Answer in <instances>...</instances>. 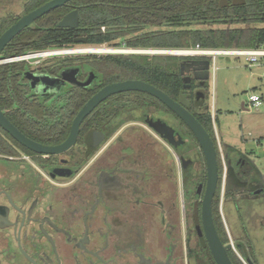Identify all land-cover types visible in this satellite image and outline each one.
Wrapping results in <instances>:
<instances>
[{"label": "flooded vegetation", "instance_id": "flooded-vegetation-1", "mask_svg": "<svg viewBox=\"0 0 264 264\" xmlns=\"http://www.w3.org/2000/svg\"><path fill=\"white\" fill-rule=\"evenodd\" d=\"M50 1L0 0V38ZM82 2L36 17L0 50L3 114L42 145L75 138L60 152L37 153L0 126V264H217L202 220L206 162L190 129L139 91L109 95L77 123L104 87L148 82L118 60L125 49L77 55L78 44H86L79 39H88L80 13L92 5ZM74 11L77 26L60 27ZM182 61L190 87L181 104L198 118L209 108L211 59ZM216 146V231L233 264H264V175L244 151ZM223 179L222 197L233 205L226 216L218 194Z\"/></svg>", "mask_w": 264, "mask_h": 264}, {"label": "trees", "instance_id": "trees-1", "mask_svg": "<svg viewBox=\"0 0 264 264\" xmlns=\"http://www.w3.org/2000/svg\"><path fill=\"white\" fill-rule=\"evenodd\" d=\"M82 3L92 4L80 13V27L86 32V45L90 47H264V0H83ZM215 24L231 26L212 28ZM151 58V63H144L150 59L144 56H132L131 63L125 56L118 60H124L120 63L126 69H140L143 79L181 103L185 94L180 74L183 57L153 55ZM158 104L171 111L159 100ZM198 119L215 136L209 110L201 111Z\"/></svg>", "mask_w": 264, "mask_h": 264}, {"label": "rangeland", "instance_id": "rangeland-1", "mask_svg": "<svg viewBox=\"0 0 264 264\" xmlns=\"http://www.w3.org/2000/svg\"><path fill=\"white\" fill-rule=\"evenodd\" d=\"M217 22H220L218 20ZM224 24H215L212 28H226ZM238 27L233 25L232 27ZM206 27V26H205ZM203 26H193V28H205ZM148 30H154L152 27H147ZM124 42V40H123ZM85 48H118L121 50H130L122 56H144L150 58L153 55H178L172 51L187 50L192 47L172 49V48H153V47H90L86 44H78L77 50ZM195 48V47H194ZM201 48V47H200ZM254 47L243 48H219L208 50H238V49H253ZM207 49V48H204ZM92 53L78 52L77 55L85 56ZM93 54H110V53H93ZM117 54V53H111ZM185 56V55H184ZM261 95L262 104L255 108L249 103L251 93ZM182 99L184 97L182 96ZM181 99V100H182ZM242 102L245 106L243 109ZM209 112L212 116L215 114L213 122L214 134L220 147L223 144L244 151L255 162L264 175V66H249L245 63V59L240 56L231 54L220 55L216 60V69L212 70L210 80V90L208 97ZM222 162L224 165V159ZM225 173V166H223ZM224 189V179L220 185L219 193L220 211L223 216H226L232 210L230 199L222 197ZM226 214V215H225ZM259 264H262L259 261Z\"/></svg>", "mask_w": 264, "mask_h": 264}, {"label": "water", "instance_id": "water-1", "mask_svg": "<svg viewBox=\"0 0 264 264\" xmlns=\"http://www.w3.org/2000/svg\"><path fill=\"white\" fill-rule=\"evenodd\" d=\"M69 0H52L46 3L41 8L29 14L27 17L22 19L20 22L11 27L1 38H0V50L12 39V37L26 25H28L33 19L42 15L43 13L53 9L57 6H60ZM78 21V12L74 11L66 16L60 23V27H70L77 26ZM78 42H87V38L79 39ZM182 57H186L182 55ZM204 57V56H200ZM212 70H213V60ZM185 61H182L180 64V74L183 76L182 82L184 84V88H189V79L184 76L185 74ZM199 71L201 68L198 69ZM201 79V78H200ZM205 79V78H203ZM124 91H139L148 93L154 97H156L162 104H164L169 110H171L177 118H179L193 133L195 138L197 139L199 146L203 152L205 162H206V170H207V182L206 188L204 192L203 204H202V220H203V228L205 231V235L208 241V245L210 251L213 255V258L217 262V264H233L231 259L229 258L227 249L229 246H225L214 225L213 216H212V201L214 195L216 193L219 181V165H218V155H217V142L215 143L213 137L206 129V127L199 121V119L183 104L179 101L172 98L169 94H167L162 89L156 87L155 85L145 82L143 80H124L120 82L112 83L99 92H97L88 103L82 108L78 115L79 124L82 119L87 115L97 104H99L103 99L108 97L111 94L124 92ZM203 94L197 95V102L201 103L203 101ZM245 104L242 102V107L244 108ZM161 121H159L156 125L157 129L161 133H167L165 127H160ZM0 126L3 130L8 132L13 138H15L19 143L23 146L37 152V153H57L67 148L74 139H69L65 144L61 146H45L40 143L35 142L34 140L26 137L23 133H21L3 114L0 109ZM163 126V124H162ZM75 136V133H74ZM73 136V137H74Z\"/></svg>", "mask_w": 264, "mask_h": 264}, {"label": "built area", "instance_id": "built-area-1", "mask_svg": "<svg viewBox=\"0 0 264 264\" xmlns=\"http://www.w3.org/2000/svg\"><path fill=\"white\" fill-rule=\"evenodd\" d=\"M86 49V48H85ZM127 52L130 50H126ZM185 51V56H208L211 57L213 60V70L216 69V60L217 57L220 55H231L240 56L245 59V63L252 66H264V47H257L253 49H238V50H208L204 48H200L197 45L195 48L187 49ZM222 52V53H221ZM249 103L252 104L253 107L258 108L262 104L261 95L254 92L251 93L249 96ZM212 121H215V114H212Z\"/></svg>", "mask_w": 264, "mask_h": 264}, {"label": "bare ground", "instance_id": "bare-ground-1", "mask_svg": "<svg viewBox=\"0 0 264 264\" xmlns=\"http://www.w3.org/2000/svg\"><path fill=\"white\" fill-rule=\"evenodd\" d=\"M108 52V49H105V48H99V49H92V48H86V49H81V50H77V52H97V53H100V52ZM172 52H175V53H178V55H184L185 54V51L184 50H178V51H172ZM222 53V52H221ZM229 54H232V53H229Z\"/></svg>", "mask_w": 264, "mask_h": 264}]
</instances>
